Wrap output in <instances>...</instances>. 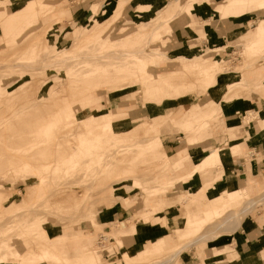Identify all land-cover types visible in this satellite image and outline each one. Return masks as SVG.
<instances>
[{
  "label": "rangeland",
  "instance_id": "rangeland-1",
  "mask_svg": "<svg viewBox=\"0 0 264 264\" xmlns=\"http://www.w3.org/2000/svg\"><path fill=\"white\" fill-rule=\"evenodd\" d=\"M28 1L0 0V260L3 259L0 264H82L76 257L87 247L95 259V264H150L156 260H169L178 251L181 253L169 264H183L186 261L184 253L188 251H195V258L189 259L185 264H205L204 260L207 257L205 249L208 242L232 231L233 225L228 221L230 215L240 214L249 198L258 201L264 196V160L262 162L260 159L263 152L256 154L255 160L251 156L255 153L251 154L248 148L237 154L245 156L249 162L257 161L261 165L254 172L259 188L249 190L248 180L243 179L237 184V188L240 190L245 188L248 193L242 194V191L232 196L227 193L228 199L220 203L212 199L226 194L227 191L224 188L218 189L216 183L204 184V181L214 176L218 169L203 176L201 172L205 168L220 166L222 159L217 157L210 165L207 163L206 166L196 168L197 171L192 173L190 178L184 177L185 161H188L186 167L190 169L204 145L210 146L211 150L214 146L220 147L225 152L232 143H238L239 140H231L230 132L222 124L241 126L237 130V139L243 136L244 128L249 122H252L257 130L262 129L264 87L256 85L264 83V73L258 78L250 72L258 68H262L264 72V46L253 48L254 43L251 44L250 41L245 45L241 35L228 39L227 43L236 47V53L227 55L223 49L209 53L210 55L217 53V56H220L218 65L221 69L217 75L218 70L203 59L209 54L202 55L204 50L210 49L213 45L203 46L195 54L173 50L181 36L174 35L172 20L177 19L180 14L188 13L178 7L173 9V4L160 11V0H121L125 2V6L118 14L115 12L121 2L118 0H45L46 3L41 0V4L38 3L35 9H28L34 17L39 18L38 22L33 19L27 23V20L20 16L26 15L25 5ZM181 1L183 3L186 0ZM211 1L214 2L213 7L224 2ZM249 1H253L252 6L238 7L239 11L246 12L245 15L257 9L256 5L260 2L264 4V0ZM91 2L97 4L92 12L85 13L76 9ZM225 3L227 4L228 0H225ZM173 11L174 17L164 24V17L173 15ZM211 11L215 14V20L222 16L216 8L209 7L205 17L209 16ZM105 18L109 19L104 22L105 26L94 31V37H97L98 33H104L103 36L107 37L109 49L107 47L103 49L108 50L110 57L103 58V61H106L104 64L109 67L110 72H116L120 62L132 59L131 56L123 58L121 54L124 52L135 51L139 47H146L145 54L172 50L174 52H170L169 56H173V60H180L183 67L171 59H158L148 61L147 74L152 78L171 75L178 83L152 90L144 80L136 76H126L118 82L126 84L123 89L116 92H111L108 88L97 89L92 92L95 98L84 101V97L79 95L80 87L94 81L84 76L88 70H99L93 66L97 61L93 59L95 60L93 62L91 60L93 56L90 57V54L100 49L96 48V41L88 39L89 41L80 42L79 38L94 24V20L101 22ZM182 18L183 15L178 21ZM112 19H115L114 23L111 21L109 28L106 27V23ZM75 22L81 24L77 29L74 28ZM50 23L53 25L50 26ZM200 25L201 21L197 26ZM254 25L255 23L251 22L252 28ZM188 29L195 32L193 27ZM155 31L158 34H154ZM251 33L250 28L245 32V36ZM31 34L41 35L36 38L37 42L35 39H33L35 43L30 42L35 48L40 45L34 50L39 55H32L30 48L32 44L26 42L25 38L30 41ZM259 37L261 35L257 36L255 41H260ZM202 38L204 37L199 39L193 37V40L185 42H200ZM63 48L73 50L64 53L61 51ZM116 52L118 56L121 52L119 57ZM70 55L72 56L69 57ZM114 55L119 59L113 57ZM198 55H201L200 58L195 57ZM237 55H241L240 60L237 59ZM81 57L84 60L89 58L92 63H84ZM192 57H195L192 61L187 60ZM63 60L68 61L64 63ZM111 62L118 63L116 65ZM69 70L72 71L69 73ZM74 77L78 80L73 82L71 78ZM25 80L31 83L28 84L30 91L15 94L16 89ZM32 82L36 88L31 91V88H34ZM55 83L57 95L51 97L48 91ZM216 102L222 106L217 112L214 110ZM234 102L247 105L245 108L228 112L230 110L228 105ZM173 104L177 106L176 109H173ZM68 105L74 110L75 118L68 114L71 118L65 117ZM193 105L200 110L194 119L189 116ZM97 106L103 108L100 115L96 113ZM181 107L182 109H179ZM118 110L124 112L113 117L116 123L110 134L120 135L123 140H115L110 146L103 143L91 157H87L81 148V141L89 139L85 123L94 119L102 120L106 131L111 112ZM214 114L216 116L213 118ZM153 115L156 119L151 121ZM239 115L243 118L241 121H237ZM145 120L151 122L145 123ZM51 121H55L56 125L48 129ZM195 130L200 131L197 135L199 142L209 136L208 141L190 146L188 137ZM141 139L146 142L139 144ZM37 141L40 143L35 144L31 151L23 152V147H29ZM135 141L139 145L135 144ZM185 146L189 148V152L184 155L181 152L176 154L178 149ZM101 148L104 150L100 151ZM72 150V154L78 159L67 163L68 159L64 158ZM164 151L170 156L168 161L163 157ZM208 153L209 151H204L205 155H201L206 158L209 156ZM100 154L105 156L101 160L97 157ZM25 161H28L30 167L24 170L22 163H26ZM42 162L47 164L42 165ZM50 164H53L52 167ZM45 165L49 167L43 170ZM223 178V181H232L228 175H224ZM200 180L203 184H200ZM260 200L239 215L240 221L250 214L256 216L264 214V201ZM123 203L130 205L129 213L121 217L113 215L112 209L117 210ZM202 207L204 208L201 209ZM194 209L200 212L196 223H192L195 220L188 214ZM206 211L208 212L205 213ZM142 222L164 226V234L170 237H160L149 241L144 248L141 247L142 244L134 249L133 234L136 226ZM42 229L46 231L43 232ZM74 231L77 233L83 231L81 234L85 235L82 238L90 235L89 241H84L81 237L80 242L77 238L69 239L76 234ZM209 231L212 232L213 238L183 249L188 241ZM101 233L114 239L107 241L105 245L109 253L99 244ZM45 234L49 239L43 237ZM60 234L67 236L63 239L65 241H62L65 252L60 255L59 260L35 255L43 245L55 241ZM84 242L88 245L82 246ZM11 251H19L24 257L27 255V258L11 254ZM6 252L8 256L3 255Z\"/></svg>",
  "mask_w": 264,
  "mask_h": 264
},
{
  "label": "crops",
  "instance_id": "crops-1",
  "mask_svg": "<svg viewBox=\"0 0 264 264\" xmlns=\"http://www.w3.org/2000/svg\"><path fill=\"white\" fill-rule=\"evenodd\" d=\"M224 1L225 0H220ZM223 2V3H224ZM249 0H228L227 6L231 7H241L242 5H250ZM214 2L211 1L210 4L207 6H203L200 4H194L191 8V14L183 13L177 16V19L173 20V33L177 36L180 34L181 39L176 41V47L173 48L175 51H180L181 53H188V54H195L196 51L203 46L213 45V47L225 50L227 55H231L236 53V47L234 45L228 44V39L235 38L241 35L245 41V45L247 42L253 38V36L261 35L260 41H256L257 45L261 44L264 46V4L260 2L257 4V9H253L249 11L243 17H235V16H228L222 17L220 16L219 19H214L215 14L211 11L210 15L205 17L206 13H208V8L215 7L212 6ZM173 4V9L179 7L182 4L181 0H160L159 6L160 11L165 10ZM102 5V4H101ZM85 6V7H84ZM76 7L79 11L92 12L93 8L97 7L95 2H91L88 5ZM84 7V8H83ZM204 9V10H203ZM207 9V10H206ZM75 11V9H73ZM175 11H173V16ZM263 12V13H261ZM183 15V18L178 21L180 16ZM77 16L74 18L76 20ZM233 18L234 21L231 19ZM206 19V20H205ZM201 21V25L197 26V24ZM91 22V21H90ZM176 22V23H175ZM251 22L255 23V25L251 26ZM175 23V24H174ZM258 24V26H257ZM257 26V27H256ZM189 27L195 28V32H190ZM252 29V33L248 36H245V32ZM256 29V31H254ZM212 30V33H209ZM196 34L197 36H193ZM193 37L199 39L200 37H204L201 41H186L185 40H193ZM255 42V41H254ZM222 47V48H221ZM247 48V47H246ZM252 50V47L250 48ZM218 51V50H217ZM174 52V51H168ZM217 54V53H216ZM218 55V54H217ZM238 60L241 59V55H237ZM173 61H177L181 64L182 63L178 59H174ZM183 70V68H182ZM263 69L258 68L256 70H251L250 74H253L255 77L258 78L262 76ZM247 82V80L245 79ZM256 86L264 87V83L257 84ZM257 104V103H256ZM247 103H240V109L245 108ZM264 105V104H263ZM257 106V105H256ZM177 106L173 104V109H176ZM264 108V106H263ZM179 109H182L179 108ZM216 116V115H215ZM214 116V117H215ZM213 117V118H214ZM243 118L239 115L237 121H241ZM262 129L257 130L255 125L252 122H249L245 126V133L242 137L237 139V130L240 129L241 126L234 125L228 126L226 124H222L223 127L230 132V138L232 141L239 140L237 144V148L233 149V143L228 147V150L223 152L220 147H213V149H217L221 151V165L217 167L205 168L202 170L201 175L211 174L215 169L217 173L209 177L204 181L205 183H216V187L220 188H227L226 186H230L235 189L237 188V184L241 182V180H248L249 182V190L259 188V182L255 178V170L260 168V164L257 161H248L245 156L237 155L240 151H246V148L250 150V153H255L252 156V159H257V155L263 152L262 157L260 158L263 162L264 160V122L262 119ZM212 125H210V131ZM233 127V128H232ZM209 136L202 139L199 143H205L208 141ZM188 147L180 148L176 151L183 153V155L188 151ZM210 146L204 145L202 147L201 154H204V151H210ZM199 154L196 156V161L190 169L186 167L187 162L185 161V168L186 174L184 175L185 178H190L193 174L190 175L193 169H195L203 159V156ZM227 154V155H226ZM257 154V155H256ZM181 155V156H183ZM189 173V174H187ZM224 175H228L232 181L226 182L223 181ZM219 178V179H218ZM219 181H218V180ZM201 181V180H200ZM200 184H203L202 181ZM224 185L223 187H221ZM245 189V188H244ZM240 190V189H239ZM220 191V190H219ZM173 198V196H171ZM205 204V202H203ZM202 204V205H203ZM202 207L201 209H203ZM131 209L130 205L123 203L120 207H117V210L112 209L113 215H117L119 217L128 214L129 210ZM196 210V209H195ZM174 213V211H173ZM175 216V214L173 215ZM238 226V228L236 227ZM236 227V228H235ZM233 231L229 234L219 235L217 238L210 240L207 244L205 249V253L207 257L204 260L205 264H264V214L260 216H256L253 214L248 215L243 221H240L238 225H235ZM165 227L156 223L148 224L146 222H142L136 226L135 233L133 234V248H137V246L142 245L141 247L144 248L145 245L149 241H154L160 237H170L164 234ZM174 239V237H173ZM207 238L204 241H207ZM203 242V241H202ZM170 244V243H169ZM197 244V243H196ZM195 245V244H193ZM192 246V245H191ZM190 247V246H189ZM184 258H186L185 264L189 259L195 258V251H188L184 253ZM173 262V261H172ZM171 262V263H172Z\"/></svg>",
  "mask_w": 264,
  "mask_h": 264
},
{
  "label": "bare ground",
  "instance_id": "bare-ground-1",
  "mask_svg": "<svg viewBox=\"0 0 264 264\" xmlns=\"http://www.w3.org/2000/svg\"><path fill=\"white\" fill-rule=\"evenodd\" d=\"M119 1H121V0H118V2ZM184 1V0H183ZM261 1V0H260ZM44 2H45V0H44ZM223 2V1H222ZM9 3V2H8ZM38 3H40L41 4V0H29L28 1V3L25 5V7L27 8V13H26V15L25 16H20V17H22V18H24V19H26L27 20V23L28 22H31V21H33V19H36L37 21H36V23L38 22V19L39 18H36V17H34L33 15H32V12L31 11H29L28 9H31V8H34L35 9V7H36V5H38ZM46 3V2H45ZM7 4V3H6ZM194 4H200V5H208V4H210V0H186L185 2H183L182 4H180L179 5V7H178V9H181V11L182 10H184V11H188V13L189 14H191V8L193 7V5ZM251 4H253V1H251L250 2V6H252ZM125 6V2L124 1H121L120 2V4H119V9L118 10H116L115 12L116 13H120L121 11H122V9H123V7ZM249 6V5H248ZM24 8V7H23ZM216 11L218 12V13H220L221 15H222V17H228V16H235V17H240V16H243V15H245V11L244 10H241V11H239V9L238 8H233V7H231V8H229L228 6H227V4L224 2V3H218V5H216ZM26 10V9H25ZM104 13H105V11H104ZM187 13V12H186ZM2 14V13H1ZM11 14V13H10ZM23 15V14H22ZM116 15V14H115ZM10 16V15H9ZM10 17H13V15L12 16H10ZM172 17H174L173 15H167V16H165L164 17V24H165V21H167V22H170L171 21V19H172ZM8 18V17H7ZM2 19H4V18H2ZM109 18H105L104 19V21H99V20H94L95 22H94V24L88 29V31L85 33V34H83V35H81V38H79L81 41L80 42H84V41H89L88 39H91V40H93V41H96L97 42V44L99 45H97L96 44V48L99 50L98 52H96V53H93V54H90L91 56L90 57H92L91 58V60H93V59H96V63L95 64H93V66L95 67H97L99 70H88L87 71V73H86V75L84 76L86 79H91V80H94V81H92L91 83H89L88 85L86 84V85H84V86H81L80 87V96L82 97H84V101H87L88 99H92V98H95V96L93 95V91H97V89H101V88H108L111 92H116L117 90H119V89H123V86L124 85H126L125 83H122V84H119L118 82L120 81V80H123V78H125L126 76H136L137 78H139V79H142V80H144L146 83H147V85L149 86V88H151L152 90H156V89H162V88H166V87H168V86H171V84H177L178 82H175L176 80H175V78H174V76L172 77L171 75H169V76H171V77H169V76H162V77H156V76H154L153 78L151 77V75H149V74H147V73H149V72H147V66L149 65H147V63H148V61H155V60H166V59H171V60H173V56L172 57H170L169 55H170V53L169 52H160V53H158V52H153V53H148V54H145V50H146V47H139L138 48V50H135V51H130V52H128V53H122L121 54V56H123V58H125V57H127V56H131L132 57V59H128V60H126V61H122V62H120L119 64H118V66H119V69L118 70H116V72H110L109 70H108V68L105 66V64H104V62H106V61H103V58H109L110 57V55H109V53L107 52V51H104V49H105V47H107V49H109L108 48V46H107V37H104L103 36V34H100V33H98V35H97V37H94V31L95 30H98V29H101L103 26H105V21H107ZM4 20H7V19H4ZM114 20L115 19H112V20H109V22L108 23H106V27H108L109 28V25L112 23L111 21H113V23H114ZM173 21V20H172ZM8 22H9V19H8ZM8 22H6V23H8ZM10 23V22H9ZM8 23V24H9ZM61 23V22H60ZM7 25V24H6ZM32 25V24H31ZM30 25V26H31ZM36 25V24H35ZM53 25V24H52ZM51 25V23H50V26H52ZM49 26V25H48ZM47 26V27H48ZM79 26H81V24L79 25V23L78 22H75L74 23V28H78ZM158 26H159V24H158ZM162 26V25H161ZM171 26V25H170ZM160 27V26H159ZM6 28H8V27H6ZM25 28H27V27H25ZM157 28V27H156ZM45 29V28H44ZM210 32L209 33H212L213 31L212 30H209ZM138 32V31H137ZM39 33V32H38ZM68 33V32H67ZM110 33V32H109ZM108 33V34H109ZM154 34H158L157 33V31H155V32H153ZM33 34H31V36H30V38H28V39H30V41L29 40H27V37L25 38L26 39V42L28 41L29 43L30 42H32V43H35V42H33V41H35L36 40V42H37V39L36 38H38V36H41L40 34L38 35V34H35L36 36H32ZM66 36L68 35V34H65ZM43 36V35H42ZM29 37V36H28ZM45 37V36H44ZM135 37V36H134ZM136 37H139L138 35H136ZM42 38V37H41ZM33 39H35V40H33ZM40 39V38H39ZM78 39V40H79ZM257 39V37L256 36H253V38H251L249 41L251 42V44L252 43H254V45H253V48H257V47H262L261 46V44H259V45H257V43H256V40ZM43 40V39H42ZM75 40V39H74ZM73 40V41H74ZM134 41H136V39L134 40ZM255 41V42H254ZM47 42V41H46ZM45 42V43H46ZM28 43V44H29ZM32 43H30V44H32ZM45 43L44 44H42V46L43 45H45ZM77 43V42H76ZM27 44V43H26ZM27 44V45H28ZM47 45H48V42L46 43ZM73 44V43H72ZM77 44H79V43H77ZM116 45V44H115ZM119 45V44H118ZM40 46V45H39ZM39 46H38V48H39ZM98 46V47H97ZM72 47V46H71ZM93 47V46H92ZM28 48V47H27ZM30 48H32L31 49V52H32V55H39V53H36L34 50H37L38 48H35V45H31V47ZM49 48V47H48ZM104 48V49H103ZM209 48V47H208ZM222 48V47H221ZM94 49V48H93ZM101 49H103V51L101 50ZM219 48H216V47H211L210 49H208V50H204V53L202 54V55H208L209 53H211V52H217V50H218ZM73 50V49H72ZM72 50H68V48H63L61 51L62 52H64V53H70V52H72ZM220 50V49H219ZM218 50V51H219ZM85 52V51H84ZM28 53V52H27ZM26 53V54H27ZM88 53H89V51H88ZM117 53V56H118V52H116ZM121 53V52H120ZM120 53H119V56H120ZM81 54V53H80ZM112 54V53H111ZM57 55V54H56ZM82 55V54H81ZM88 55V54H87ZM116 55V54H115ZM113 56V57H117V56ZM72 55H70L69 57H71ZM83 56V55H82ZM118 56V57H119ZM200 56L201 55H198V56H195V57H199L200 58ZM112 57V58H113ZM117 57V58H118ZM195 57H192V59H188L187 58V60H189V61H192ZM53 58V57H52ZM83 57H81V59H82ZM87 58V57H86ZM203 58V57H202ZM64 59H68L67 57L65 58L64 57ZM98 59H102V60H99L98 61ZM119 59V58H118ZM204 60H207V61H209L213 66L212 67H214V69L215 70H218V72H216L217 73V75H218V73L220 72L219 71V69H221V67H220V65H218L219 63V61H220V56H217V54L215 53V54H213V55H210L209 54V56H207L206 58H203ZM259 59V58H258ZM258 59H256L257 61H258ZM262 59V58H261ZM43 61H44V59H42ZM58 60H59V58H58ZM62 60V59H61ZM69 60V59H68ZM68 60H66V61H68ZM82 60H84V59H82ZM81 60V61H82ZM88 60V61H87ZM85 59L84 60V63H90L91 62V60L88 58V59ZM184 60H186V58L184 59ZM48 61V60H47ZM66 61H64L63 60V62L64 63H66ZM95 60H93V62H94ZM16 62V61H15ZM73 62H75V61H73ZM259 62V61H258ZM37 63V62H36ZM41 63V62H40ZM60 63V62H59ZM80 63V62H79ZM92 63V62H91ZM112 63V62H111ZM111 63H109V64H111ZM116 63H118V62H116ZM115 62H113L112 64H116ZM256 63V62H255ZM14 64V63H13ZM18 64H19V62H18ZM48 64V63H47ZM72 64V63H71ZM250 64V63H249ZM38 65V64H37ZM64 65V64H63ZM75 65V64H74ZM82 65V64H81ZM91 65V64H90ZM108 65V64H107ZM117 65V64H116ZM115 65V66H116ZM51 66V65H50ZM89 66V65H88ZM248 66V65H247ZM24 67V66H23ZM73 67V66H72ZM91 67V66H90ZM117 67V66H116ZM134 67V68H133ZM149 67H151V66H149ZM245 67V66H244ZM47 68V67H46ZM69 68V67H68ZM25 69H26V67H25ZM32 69H34V68H32ZM36 69H38V68H36ZM152 69H154V68H152ZM73 70V69H72ZM71 70V71H72ZM78 70H80V69H78ZM70 70H69V73L71 72ZM149 71V70H148ZM153 71H155V70H153ZM85 72V71H84ZM240 72H242V71H240ZM74 73H76V72H74ZM74 73H73V75H74ZM151 73V72H150ZM237 74L239 73L238 71L236 72ZM77 74V73H76ZM80 73H78L77 75H79ZM72 75V74H71ZM70 75V76H71ZM83 75V74H82ZM74 76H76V75H74ZM237 75L235 74V77H236ZM77 77V76H76ZM243 77V76H242ZM74 80L76 81V80H78L77 78H71V81H73L74 82ZM137 80V79H136ZM37 81V80H36ZM79 81H81V80H79ZM140 81V80H139ZM30 82H29V80H25V81H23L22 83H21V85L16 89L17 90V92L15 93V94H20V93H25L27 90H29L28 88V84H29ZM39 83V82H38ZM31 84V83H30ZM32 84H33V82H32ZM35 84V83H34ZM34 84H33V86L32 87H34L33 89L31 88V91L32 90H35V86H34ZM56 84L57 83H55V84H53L52 85V87L49 89V95L52 97V96H54V95H57V92H55V86H56ZM71 84V83H70ZM230 84V83H229ZM38 85V84H37ZM74 85V84H73ZM31 86V85H30ZM144 86V85H143ZM229 86V85H228ZM60 87V86H59ZM122 87V88H121ZM1 88V87H0ZM79 88V87H78ZM124 88H126V87H124ZM30 91V90H29ZM59 92V91H58ZM12 94V93H11ZM35 94V93H34ZM33 94V95H34ZM10 95V94H9ZM0 96H1V94H0ZM6 96V95H5ZM26 96V95H25ZM27 96H29V94L27 95ZM13 98V97H12ZM48 101V100H47ZM76 107V106H75ZM75 107H74V109H75ZM80 107V106H79ZM221 105H220V103L219 102H216V106H215V108H214V110H216V112L218 111V110H220L221 109ZM240 105H239V103L238 102H234V103H232L231 105H228V109H230V110H228V112L230 111H232V110H238V109H240ZM78 107H76V109H77ZM172 109V108H171ZM76 111V110H75ZM103 112V108L101 107V106H97V111H96V113H99V115H100V113H102ZM121 112H124V110H118V111H116V112H111V117H110V121L107 123V125H108V127H107V129H106V131H104V128H103V125L105 124L102 120H97V119H94L95 120V123H93V119H90V120H93L92 122H86L85 123V125H86V127L85 128H87V132H86V134H89V139L87 140V141H81V148H82V150H84L85 151V154L87 155V157L89 156V157H91V155L95 152V150L97 149L98 150V148H99V146H101L103 143H105L107 146H110L111 144H113V143H115L114 141L116 140H120V141H122L123 139H122V137H120V135H117V134H110V132H113V130H114V125H115V121L113 120V117H115L116 115H121L122 113ZM199 112H200V110L199 109H197V108H195L194 107V105H193V108H192V110H191V113H190V117L192 118V119H194V118H196L197 117V115L199 114ZM70 115V116H74V118H75V114H74V110L71 108V105H68L67 106V111L65 112V117L66 118H71V117H68V115ZM168 113L166 112V115H167ZM216 114H214L213 115V117L215 116ZM11 117V116H10ZM91 117V116H90ZM94 117V116H93ZM167 117V116H166ZM17 118V117H16ZM73 118V119H74ZM87 118V117H86ZM96 118V117H95ZM256 118H257V116H256ZM8 119V118H7ZM156 118H155V115H153L152 116V120L151 121H154ZM74 121V120H73ZM127 121V120H126ZM151 121H147V120H145L144 122L145 123H150ZM128 122V121H127ZM263 122H264V119H263ZM125 123V122H124ZM10 124V123H9ZM84 124V123H83ZM56 125V122L55 121H51L50 123H49V125H48V129H50L51 127H53V126H55ZM71 125V124H70ZM70 125H68V126H70ZM81 125V124H80ZM66 127V126H65ZM82 127V126H81ZM84 127V126H83ZM233 128V127H232ZM107 130L109 131V132H107ZM65 131V130H64ZM200 131L199 130H195V131H193V132H191V134L189 135V137H188V140H189V145L190 146H192V145H195L196 144V146H197V144L199 143V141H198V138H197V135H198V133H199ZM62 133V132H61ZM107 134V138H105V135ZM148 134H150V133H148ZM109 135H111V136H109ZM134 137V136H133ZM46 138V137H45ZM46 140V139H45ZM44 139H43V141H45ZM120 141H118V142H120ZM160 140H158V142H159ZM117 142V143H118ZM137 141H135V144H137L136 143ZM143 142H146V140H140V143H139V141H138V143L139 144H143ZM38 143H40V141H37V142H34V143H32L29 147H23L22 148V150H24L23 152H25V151H31L33 148H34V146H35V144H38ZM41 143H43V142H41ZM134 144V145H135ZM139 144H137V145H139ZM237 144L238 143H233V146H231L233 149H236L237 148ZM124 146V145H123ZM122 146V147H123ZM141 146V145H140ZM138 147V146H137ZM194 147V146H193ZM19 149H21V148H19ZM104 149L103 148H101V150L100 151H103ZM125 150V149H124ZM129 150H131V149H129ZM100 151H98V152H100ZM121 151V150H120ZM22 152V153H23ZM97 152V151H96ZM73 153V150H72V152H70V154L68 155V156H66L65 158H64V160H66V159H68V162L67 163H71V162H73V161H75L76 159H78V157L77 156H75L74 154H72ZM110 153V152H109ZM18 154V153H17ZM89 154V155H88ZM111 154V153H110ZM109 154V155H110ZM107 155V154H106ZM113 155H114V152H113ZM208 157H206V158H203L202 159V161H201V163L196 167V168H201V167H203V166H206V164L207 163H209V165L211 164V163H213L212 161H213V159H215V158H221V154H219V151H218V148L217 149H212L211 151H209V153H208ZM21 156V155H20ZM111 156H112V154H111ZM7 157V156H6ZM24 156H22V158H23ZM98 158H99V160H101V158L102 157H105V156H103L102 154H100V155H98L97 156ZM164 158H166V160L168 161V158L170 157V156H168L167 154H166V152L164 151V156H163ZM32 158V157H31ZM91 159V158H90ZM89 159V160H90ZM93 159V158H92ZM91 159V160H92ZM96 159V158H95ZM14 160V159H13ZM18 160V159H17ZM31 160V159H30ZM94 160V159H93ZM98 160V159H97ZM16 161V160H15ZM26 163H22V167L24 168V170H25V168H29L30 166H29V163H27L28 161H25ZM11 163V162H10ZM17 163V162H16ZM33 163H34V161H33ZM52 163V162H51ZM66 163V164H67ZM90 163V162H89ZM41 164V163H40ZM44 164H47V163H44ZM43 164V162H42V165H44ZM31 165V164H30ZM35 165V164H34ZM51 165H53V164H50V167H52ZM10 166V165H9ZM13 166V165H12ZM11 166V169L13 168ZM33 166V165H32ZM38 166V165H37ZM37 166H36V169H37ZM46 167L45 168H43V170H45V169H47V167H49V165L47 166V165H45ZM193 169L191 172H189L190 174H192V173H194L195 171H197V169ZM10 169V170H11ZM8 171V170H7ZM35 171V170H34ZM38 171V170H37ZM41 172V171H40ZM189 173H187V174H189ZM219 179V178H218ZM166 180V179H165ZM219 181V180H218ZM162 183H164V182H162ZM227 188H224V190H226L227 192H225L226 194H222V195H218V196H216V197H214L212 200L213 201H217L218 203H220V202H223V200H226V199H228L227 198V193H228V195H230V196H232V194H236L237 195V193L238 192H242V194H247L248 193V191L247 190H245V189H242V190H239V189H235V188H232V187H230V186H226ZM30 193V192H29ZM31 194V193H30ZM220 194H221V192H220ZM242 194H241V196H242ZM27 195H28V193H27ZM26 195V196H27ZM25 196V197H26ZM263 200L264 201V196L263 197H261V198H259V200ZM232 200V199H231ZM259 200L257 201L256 199L254 200V199H250L249 198V200H247L246 201V203L243 205V208L241 209V212H240V214H242V213H245L246 212V210L249 208V207H252V206H255L257 203H259ZM260 200V202H262ZM28 203V202H27ZM4 205V204H3ZM17 205V204H16ZM192 211V210H191ZM208 211H210V209L208 210ZM208 211H206L205 213H207ZM199 213L200 212H198V211H196L195 209L193 210V212H188V214H189V217H192V220H195L194 222H192V223H196L197 221V215H199ZM240 214H237V213H234V214H232V215H230V217H229V219H228V221H229V224L231 225H233V228L235 227V225H238L239 224V222H240V217H239V215ZM196 218V219H195ZM39 222V221H38ZM237 228H238V226H236ZM235 227V228H236ZM31 228H33V227H31ZM35 230V229H34ZM36 230H37V228H36ZM42 231L43 232H45L46 230H44V229H42ZM232 231H233V229H232ZM75 232V231H74ZM74 232L72 233V234H74ZM83 232V231H82ZM82 232H79V233H77V232H75L76 234H74V237H68L69 239H71V238H77V239H79L80 237H81V239H83L84 241H89V239H90V233L89 234H87V235H89L88 237L86 236V238H82L83 237V235H85V234H81ZM85 232H88V231H85ZM69 233V232H68ZM71 233V232H70ZM211 231H209L207 234H205V235H200V236H198V237H195V238H193V239H191L190 241H188L184 246H183V249H184V247H189V246H191V245H193V244H196V243H200V242H202V241H204V240H206L207 238H209V239H211V238H213V236H211ZM33 234V233H32ZM67 236V234H60V235H58L56 238V240L55 241H52V240H49V241H52V242H49L47 245H43L42 247H41V249L39 250V252H35V255H43V256H45V257H53V258H55V259H57V260H59V258H60V255L61 254H63V252H65V250H64V247H63V245H62V241H63V239L65 238ZM43 237H46V239H49L48 237H47V235L45 234V236L43 235ZM92 237H93V234H92ZM68 239V240H69ZM73 239V240H74ZM81 239H79V241L78 242H80V240ZM67 240V239H66ZM72 240V239H71ZM46 241V240H45ZM48 241V240H47ZM65 241V240H64ZM63 241V242H64ZM76 241V242H77ZM93 241H94V239H93ZM68 242V241H67ZM70 243L71 242H73V241H69ZM75 242V243H76ZM91 242V241H90ZM82 244H83V241L81 242ZM93 243V242H92ZM12 244V243H11ZM72 244H74V243H72ZM71 244V245H72ZM65 245V244H64ZM88 244L86 243V242H84V245H82V246H87ZM67 247H68V245H66ZM73 247H75V246H73ZM80 247V246H79ZM88 248V247H87ZM87 248L86 249H84V251H82L81 253L82 254H80V255H78V257H76V258H79L80 259V261L82 262V264H95L94 263V257L91 255V253L87 250ZM77 249H78V247H77ZM186 249V248H185ZM36 250V249H35ZM182 250V249H181ZM9 251V250H8ZM24 251V250H23ZM67 251H68V249H67ZM72 251V250H71ZM3 252V251H2ZM31 252V251H30ZM73 252V251H72ZM11 254H15L16 256H19V257H21V258H27V255L24 257V254L23 253H21V252H19V251H16V252H13V251H11L10 252ZM68 253V252H67ZM179 253H181V251H178L177 253H175L171 258H169V260H162V261H160V260H156V261H154V262H152V263H150V264H169L174 258H175V256H177ZM2 254V253H1ZM8 253L6 252L5 254L3 253V255H6V256H8L7 255ZM29 254V253H28ZM65 254V253H64ZM69 255V254H68ZM67 255V256H68ZM72 255V254H71ZM10 256V255H9ZM18 258V257H17ZM29 258V257H28ZM73 260V259H72ZM75 260V259H74ZM0 261H3V259L2 260H0ZM22 261H24V260H22ZM69 261V260H68ZM71 261V260H70ZM76 261V260H75ZM59 262V261H58ZM66 262V261H65ZM73 262V261H72ZM116 263V262H115Z\"/></svg>",
  "mask_w": 264,
  "mask_h": 264
},
{
  "label": "built area",
  "instance_id": "built-area-1",
  "mask_svg": "<svg viewBox=\"0 0 264 264\" xmlns=\"http://www.w3.org/2000/svg\"><path fill=\"white\" fill-rule=\"evenodd\" d=\"M112 240H114V239L111 238V237H108L106 234L101 233L100 237H99V244L102 246V248L104 250H106L109 253V251H108V249L106 248L105 245H106L107 241H112Z\"/></svg>",
  "mask_w": 264,
  "mask_h": 264
}]
</instances>
